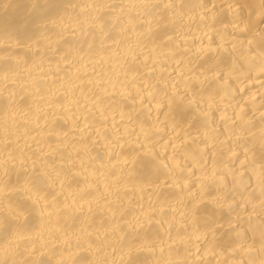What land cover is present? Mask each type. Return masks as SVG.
I'll list each match as a JSON object with an SVG mask.
<instances>
[{
	"label": "bare ground",
	"instance_id": "1",
	"mask_svg": "<svg viewBox=\"0 0 264 264\" xmlns=\"http://www.w3.org/2000/svg\"><path fill=\"white\" fill-rule=\"evenodd\" d=\"M0 264H264V0H0Z\"/></svg>",
	"mask_w": 264,
	"mask_h": 264
}]
</instances>
